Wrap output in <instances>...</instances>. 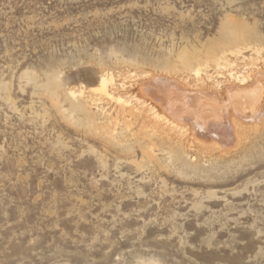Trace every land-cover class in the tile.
<instances>
[{
	"label": "rangeland",
	"instance_id": "rangeland-1",
	"mask_svg": "<svg viewBox=\"0 0 264 264\" xmlns=\"http://www.w3.org/2000/svg\"><path fill=\"white\" fill-rule=\"evenodd\" d=\"M239 41L264 47V0H0V264H264V121L173 162L90 93L193 88L183 60Z\"/></svg>",
	"mask_w": 264,
	"mask_h": 264
},
{
	"label": "bare ground",
	"instance_id": "bare-ground-1",
	"mask_svg": "<svg viewBox=\"0 0 264 264\" xmlns=\"http://www.w3.org/2000/svg\"><path fill=\"white\" fill-rule=\"evenodd\" d=\"M240 46V41L223 45L219 50L222 56L217 58L218 51L209 54L205 65L202 61L192 62L184 59L183 67L197 83L193 88L182 84L183 80L181 83L165 78H153L137 84L143 93V99L134 97V103L120 94L119 90H126L124 84L118 89L115 78L112 75H104L97 85L91 88L90 93L118 104L117 116L110 117L109 123L113 124V120L121 122L122 119L124 132L133 137L134 129L139 127V134L149 140V155H155L156 147H159L168 153L171 161L180 162L183 161L187 144L198 150L203 148L209 152L228 153L237 143L242 126H258L264 121V47H251L247 44L243 49H238ZM246 52L261 54V63H258V58H248V61H253L251 68L240 73L236 70L237 63L246 57ZM210 63H214L219 70H226L228 75L224 77V73H219V78H213L208 74ZM223 78L225 81L219 80ZM80 93L82 96L84 91ZM70 96L75 98L76 92L71 91ZM77 108L86 111L83 106ZM117 124H113L114 138L118 135Z\"/></svg>",
	"mask_w": 264,
	"mask_h": 264
}]
</instances>
